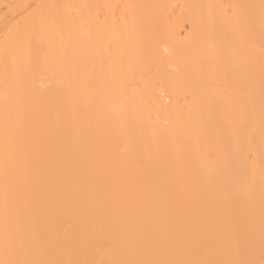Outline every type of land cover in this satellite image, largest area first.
Instances as JSON below:
<instances>
[{"label":"bare ground","instance_id":"6f19581e","mask_svg":"<svg viewBox=\"0 0 264 264\" xmlns=\"http://www.w3.org/2000/svg\"><path fill=\"white\" fill-rule=\"evenodd\" d=\"M0 264H264V0H0Z\"/></svg>","mask_w":264,"mask_h":264}]
</instances>
